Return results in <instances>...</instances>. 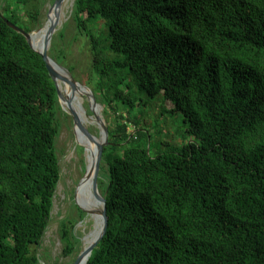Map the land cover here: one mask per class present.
Masks as SVG:
<instances>
[{
  "label": "trees",
  "instance_id": "trees-1",
  "mask_svg": "<svg viewBox=\"0 0 264 264\" xmlns=\"http://www.w3.org/2000/svg\"><path fill=\"white\" fill-rule=\"evenodd\" d=\"M42 8L0 0V264H40L61 178L68 114L43 57L4 19L29 32ZM72 18L117 114L101 167L108 225L87 264H264V0H75ZM134 87L161 94L194 140L152 155ZM73 217L60 221L66 255L80 242Z\"/></svg>",
  "mask_w": 264,
  "mask_h": 264
},
{
  "label": "rangeland",
  "instance_id": "rangeland-1",
  "mask_svg": "<svg viewBox=\"0 0 264 264\" xmlns=\"http://www.w3.org/2000/svg\"><path fill=\"white\" fill-rule=\"evenodd\" d=\"M42 1L43 8L41 11V21L35 30L46 24L47 20L52 17L55 9L53 8L55 0ZM63 4L64 3L62 1L61 5L57 9H61ZM73 7L74 1L68 9L63 22L59 27H57V30L53 35L49 52L52 50V44L55 39L57 48L55 49V52L53 50V53L61 55L62 52V54L65 55L64 61H61V64L70 69L73 77L81 84L88 86L96 97L97 104L93 105L94 112L91 111L92 104L85 93L83 94L81 100V106L83 105V107H85L84 109L87 114L95 116L98 115L101 117L100 119L103 121L104 125L109 128V126H115L114 122H116L117 114L108 105L103 96L98 95V78L95 79L96 75L92 72L91 44L89 39L85 35L79 33L76 28L75 22L72 18ZM100 23H102V20ZM62 29H65L64 36H60L58 34ZM98 32L100 33V30H98ZM66 85L68 87H66L65 93L68 95L69 85ZM83 87L90 92L88 88L85 86ZM133 91L138 98L143 99L147 104L142 107H137L132 114L143 117L149 122L150 127L147 128L151 133L152 143L150 153L152 155H155L160 150L163 151L170 149L172 146H181L184 143L194 140L192 135L186 133L188 124L184 122L180 114H162L160 107L161 94L151 96L147 93L140 92L136 87L133 88ZM95 93H97V95ZM104 105L107 109L109 108V111H105ZM120 111L124 118H126L127 131L132 134L135 133L138 128L135 123L129 119L130 117L128 111L122 106ZM96 122L97 123L95 125H89L90 132L94 134V139H90V137L86 136L80 127L74 126L72 117L69 114H62L61 116V132L57 138L56 144L61 169V178L54 197L52 220L48 225L38 247V253L41 256L40 264H74L78 255L82 251L84 235L94 226V220L90 219L85 223L86 219L89 218V214L86 213L84 217H80L78 208H83L85 206L88 211L91 209L90 203L93 195L90 193V196H88V202L85 195L87 196L90 190L87 186V180L83 179V181L82 178L86 173L88 165L87 153L89 147L95 144L96 139L98 138L97 135L101 136L100 126L97 120ZM103 166L104 162L102 159L101 167ZM101 173L102 168H100L98 185L99 191L103 194ZM68 215L74 216L73 218L76 220L74 232L80 239L77 250L70 255L65 254L64 245L60 238V221ZM91 237L93 240L95 239L94 230L91 232ZM80 263L81 261H79L78 264Z\"/></svg>",
  "mask_w": 264,
  "mask_h": 264
},
{
  "label": "water",
  "instance_id": "water-1",
  "mask_svg": "<svg viewBox=\"0 0 264 264\" xmlns=\"http://www.w3.org/2000/svg\"><path fill=\"white\" fill-rule=\"evenodd\" d=\"M62 1L63 0H55V2L53 4V8L57 9L61 5ZM74 3H75V0H74ZM4 19L10 27H12L16 31L20 32L21 34H23L26 37V39L28 40L31 48L33 50H35L36 52H38L43 57V59L46 63V66L49 70V73H50L51 77L53 78V80L56 84L58 99H59V102L62 106V109L64 111H66L72 117L74 126L78 125L80 127V129L86 134V136L90 137V139H94V134L91 133L90 130L86 126L81 124V122L79 121V118L75 114V112L72 111L70 108L65 109V107H64V104H63L64 103V95L62 93V90L60 89L58 81L62 80L63 82H67L74 89L76 88L77 84H81V83L78 82L73 77V75L71 74L70 70L67 67H64L61 63H59L54 57L51 56V54L49 52L50 47H51V43H52L53 35L57 30V27L55 26V24L54 23L51 24L49 29H48V33H47V36L45 38L44 49L43 50H37L32 43V33L35 30L27 32L23 28L19 27L18 25H16L13 22H11L9 19H7L5 17H4ZM38 29H40V28H38ZM55 65L58 66V68H60L64 73L59 72ZM81 85L85 86L86 88H88L90 90L87 97H88L90 103L92 104L91 111L94 112L93 105L97 104L96 97H95L94 93L92 92V90L88 86H86L84 84H81ZM96 117H97V121H98V124L100 126V129H101V136L103 137V140L100 143H97V148H96V152H95V155L93 158L92 166L88 170V165H87L86 173H85L84 177L82 178V180L83 179L85 180L87 177L92 178V182H93V186H94V192L96 195H98V197L100 198L101 204H102L101 208L98 210V214L100 216L101 226H100V230H99L96 238L93 240V242L86 249H84L80 252V254L78 255L74 264H78L80 261L79 259L83 256H86L87 261H88V259H89L90 255L92 254L94 248L98 245L99 241L104 237L106 230H107V225H108L106 199H105V195L101 194V192L99 191L98 178H99V174H100V168H101V162L103 159L104 148L109 143V135H108V127L104 125L103 121L100 119V117L98 115H96ZM80 208H82V207H80ZM82 210H84L88 214L90 212L84 208H82Z\"/></svg>",
  "mask_w": 264,
  "mask_h": 264
},
{
  "label": "bare ground",
  "instance_id": "bare-ground-1",
  "mask_svg": "<svg viewBox=\"0 0 264 264\" xmlns=\"http://www.w3.org/2000/svg\"><path fill=\"white\" fill-rule=\"evenodd\" d=\"M74 0H63V6L61 9H54L52 17L47 20L46 24L43 25L40 29L35 30L32 33V43L34 45V47L37 50H43L44 46H45V38L47 36L48 33V29L50 27L51 24H55L56 27H59L61 25V23L63 22L65 15L68 11V9L71 7V5L73 4ZM56 66V65H55ZM57 67V70L59 72L64 73L60 68ZM60 89L62 90V93L64 95V107L65 109H71L72 111L75 112V114L78 116L79 121L81 122V124H83L84 126H86L89 129V125H95L97 122V117L95 115H89L86 113L85 111V107H83V105L81 106V100L83 97V94L85 93L86 96L89 94V91L87 89H85L83 86H81L80 84L76 85V88H72V86L67 83V82H63L62 80L58 81ZM66 84L69 85V94L66 95L65 90L66 87H68ZM84 89V91H83ZM101 118V117H100ZM77 127H79L78 125H76ZM75 126V127H76ZM98 126V125H97ZM79 136V135H78ZM97 139L94 145L89 147L88 153H87V163H88V170L91 168L92 166V162H93V158L96 152V148H97V143H100L103 140L102 136H98L97 135ZM87 180V186L89 187L93 198L91 199V203H90V212H89V218L86 219L85 223L87 222V220H94V226L90 229L89 232H87L84 237H83V243H82V250L86 249L92 242L93 239L91 237V232L92 230L95 231V238L100 230V216L98 214V210L101 208L102 204L100 201V198L98 197V195L95 194L94 192V186H93V182H92V178H86ZM84 181V180H83ZM85 195V194H84ZM86 200L88 201V198L85 195ZM89 202V201H88ZM99 221V224H98ZM81 263L80 264H86L87 263V257L83 256L80 258Z\"/></svg>",
  "mask_w": 264,
  "mask_h": 264
}]
</instances>
